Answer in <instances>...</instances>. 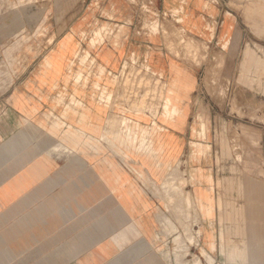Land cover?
<instances>
[{
  "label": "crops",
  "instance_id": "1",
  "mask_svg": "<svg viewBox=\"0 0 264 264\" xmlns=\"http://www.w3.org/2000/svg\"><path fill=\"white\" fill-rule=\"evenodd\" d=\"M238 118L264 0H0V264H233L207 215Z\"/></svg>",
  "mask_w": 264,
  "mask_h": 264
},
{
  "label": "rangeland",
  "instance_id": "2",
  "mask_svg": "<svg viewBox=\"0 0 264 264\" xmlns=\"http://www.w3.org/2000/svg\"><path fill=\"white\" fill-rule=\"evenodd\" d=\"M222 121L216 135L222 147V174L211 185L215 210L207 218L222 227L220 238L224 245L238 252L233 264H264V118ZM246 176L257 179L260 189V197L251 208L245 194ZM249 212L255 214L250 219L253 224L248 223Z\"/></svg>",
  "mask_w": 264,
  "mask_h": 264
}]
</instances>
